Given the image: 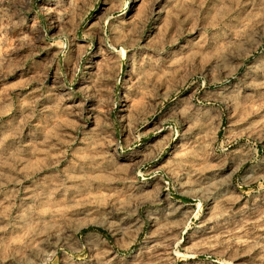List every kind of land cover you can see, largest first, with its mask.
Segmentation results:
<instances>
[{
    "label": "rangeland",
    "instance_id": "obj_1",
    "mask_svg": "<svg viewBox=\"0 0 264 264\" xmlns=\"http://www.w3.org/2000/svg\"><path fill=\"white\" fill-rule=\"evenodd\" d=\"M0 264H264V0H0Z\"/></svg>",
    "mask_w": 264,
    "mask_h": 264
}]
</instances>
